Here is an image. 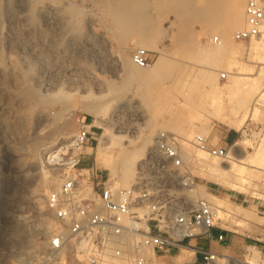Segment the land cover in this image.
Wrapping results in <instances>:
<instances>
[{"label": "rangeland", "instance_id": "obj_1", "mask_svg": "<svg viewBox=\"0 0 264 264\" xmlns=\"http://www.w3.org/2000/svg\"><path fill=\"white\" fill-rule=\"evenodd\" d=\"M29 1L31 19L13 24L24 32L10 40L12 11L6 0H0V68L7 66L10 56L19 63L17 77L0 72V264H85L81 253L67 261L50 254L49 231L56 223L47 209L46 196L78 159L75 167L94 164L110 175L105 167L121 151L137 148L133 140L150 130H154L155 139L162 131L179 139L185 166L196 182L197 192L188 193L191 203L202 197L216 208L214 228L223 231L227 241L211 238L222 246L212 250L219 255L217 262L211 259L206 264H233L224 254L239 264H256L255 252L257 264H264V170L245 165L246 173H240L241 162L229 155L211 156L192 144L197 133L212 140L233 132L228 150L239 139L247 144L245 152L240 145L233 152L252 154L264 132V104L254 100L264 89V74L252 98L244 104L239 99L243 90L238 82L257 76L264 68L251 42L234 38L235 31L246 24L248 0ZM40 1H57L56 12L59 9L64 17L55 15L54 9L55 16L42 12ZM238 5L243 6L241 20L236 14ZM84 40L93 50L105 44L120 59L115 69L113 63L99 62L90 51L85 68L101 76L99 83L92 80L90 70L83 82L70 78L67 64L75 53L74 44ZM139 47L149 50L150 65L161 58L158 68L138 66L132 60L133 50ZM137 68L151 73L150 77H134L132 70ZM222 72L227 73L224 79ZM37 75L41 78L34 77ZM117 103L122 105L118 116L122 123L110 120L109 131L104 133V127L94 123L93 113L85 106L104 108L110 119ZM254 106L259 109L255 117ZM246 109L243 134L229 121L240 118ZM82 121L92 126L91 135L96 137L88 144L91 149L76 143ZM66 133L69 135L64 138ZM227 159L234 164L229 175L208 170L214 161L227 164ZM139 164L140 160L135 164L133 182ZM52 175L59 180L49 185L46 181ZM231 182L244 184L246 193L229 187ZM212 183L217 190L209 187ZM215 202L235 213L224 215ZM181 252L158 255V261L154 258L149 264H191L194 251L177 258Z\"/></svg>", "mask_w": 264, "mask_h": 264}, {"label": "built area", "instance_id": "obj_2", "mask_svg": "<svg viewBox=\"0 0 264 264\" xmlns=\"http://www.w3.org/2000/svg\"><path fill=\"white\" fill-rule=\"evenodd\" d=\"M245 13L246 24L235 31L234 38L251 42L264 34V0H248ZM131 58L139 66L150 65L146 48H135ZM226 77L222 72L221 78ZM91 133L92 126L82 121L77 145H88ZM192 144L211 156L229 155L227 146L214 145L202 133L194 135ZM78 162L46 196L56 223L49 231V251L55 257L67 261L81 253L85 264H149L158 255L188 247L194 249L195 260L202 254L201 264L212 259L215 252L190 240L213 237L216 208L202 197L191 203L188 193L197 192L196 182L174 134H158L128 186L118 185L94 164L75 167ZM216 238L227 241L223 231Z\"/></svg>", "mask_w": 264, "mask_h": 264}, {"label": "bare ground", "instance_id": "obj_3", "mask_svg": "<svg viewBox=\"0 0 264 264\" xmlns=\"http://www.w3.org/2000/svg\"><path fill=\"white\" fill-rule=\"evenodd\" d=\"M16 1H18V2H16ZM16 1L15 0H6L7 8L10 9L12 12H14L16 7H20V9L17 10V12H15V13L11 12V14H10V21L12 22V28H11V31L9 33L10 40L11 39L13 40V38H16V37L22 35L24 32L23 29H19L18 27L15 28L13 26V24L14 25L15 24H22V23L25 24L26 22H28L31 19V15L29 13V10L27 9L28 5L31 4V3H29L30 1L29 0H16ZM56 3H57V1H56ZM56 3L53 1L52 2L40 1L38 6H39V9L42 10V12H44L43 10L50 11L51 14L53 15L57 11L56 10L57 9ZM64 4L65 3L61 4L62 7H64L63 6ZM61 5L59 4V6H61ZM53 9H54V13L52 12ZM237 9L238 10L236 11V14L238 17H240V20H241V18H243V15H244L243 14V12H244L243 6L238 5ZM56 13H57V15H58V13L60 14L59 9H58V12H56ZM56 13H55V15H56ZM55 15H53V16H55ZM47 16H49V15H47ZM59 16L61 18L62 15L60 14ZM63 17L64 16H62V18ZM63 21H65V20H63ZM238 26H239V24H238ZM241 27H239V28H241ZM87 40H84L82 42L74 44L73 51L75 53L70 58L71 60L69 59L70 63L67 64V67H68L67 69L70 72L69 73L71 75L70 78H73V79L77 80L78 82L79 81L83 82L84 80H86L85 75L87 74V71L90 70L89 73H91L93 76L92 80L94 79L95 83H99V82H101V76L98 73L92 71L89 67L85 68V66H86L85 62L89 60V59H85V58H88V56H90V51H93V53L98 57L99 62L108 61L106 63H109V62L113 63L114 65L112 64L111 66H113V67L115 66L116 67L115 69H117V65L118 66L120 65L119 64L120 59L115 54H113V52H111L109 50V48L105 46V44H102L99 47L98 46L95 47L94 48V50H96V52H95ZM223 40L225 41V39H222V41ZM32 42H34V41H32ZM239 42H241V41H239ZM251 46L259 53V56H258L259 61L261 63H264V34L260 38L251 41ZM65 59L63 60L64 64H66V61H67V59H66V61H65ZM111 63H109V64H111ZM160 63H161V58L157 57L155 59L154 63L152 65H148L147 67L151 66L153 68V70H155L156 68H158ZM31 64H32V62H31ZM0 72H1V74L8 73L12 77H14L16 75L18 76V74H19L18 59L15 56H10L9 57V63L7 64L6 67L2 66L0 68ZM132 74L134 77H136L138 79L147 80L150 77L151 73L143 71L140 68H137V69L132 70ZM263 74H264V68H262L260 70V73L257 76L251 77V78H245V79H242L238 82V85L241 88L240 91L243 90L242 93L240 92L241 94L239 97L241 104H244L246 101L251 99L252 98L251 95L255 92V90L260 88V83H261V79L263 77ZM34 77L39 78L40 76L37 75ZM26 95L31 96L32 93L26 92ZM257 96L254 98V100L256 99L255 101H257V103H259L260 105H263L264 104V89L259 90V93L257 94ZM85 108L93 113L94 123L104 127V133H107L109 131L110 124L112 122L117 123V124L122 123V121L118 118V116L120 114L119 111L122 109V105H120V103L116 104L115 108L113 109V111L111 113L110 119L106 118L104 108L99 109L97 107H94L92 104H87L85 106ZM258 111H259V109L256 106H254L253 111H252V116L255 117L258 114ZM114 116H117V117H114ZM247 117H248V113H247V109H246L240 118L237 117L234 120L229 121V125L235 129H237V130L242 131L243 134H245L246 131L243 128V125L245 124ZM117 124H115V125H117ZM200 131L205 133V131H203V130H200ZM66 134H67V136L63 134L64 138H67L69 135V133H66ZM156 140H157V137L155 139L154 130H150L148 133H146L145 136L138 137L135 140H133V142L137 148H134L133 150L121 151L118 154V157L112 161L111 165L109 167H105V169H108L111 172L110 177L112 179H116L118 181V183H120L123 186H128V185L132 184L133 178L135 176V164L137 165L138 161L139 160L141 161L144 158V156L147 154V150L149 151L155 146ZM239 145H240V147H242V150L243 149L245 150V147L247 146L246 142L237 139L235 141V143L233 144V146L231 147V151H229V157L231 159H236L237 161L241 162L242 167L240 169L238 168L237 170L240 173H243V174L246 173L244 170L245 168H243V167H245V165L255 166V167H258V168L264 170V132L261 133L259 142L257 143V146H256L254 153L243 154V152L242 153L233 152L234 151L233 149L235 148V146L237 147ZM87 147L89 149H91V146H87ZM201 151L208 153L205 150H201ZM182 156H183V153H182ZM231 159L226 160L228 162L227 164H223L219 160H216L212 164L208 165L209 166L208 170L213 174L220 175V174L226 173L229 175L234 170V164L231 162ZM138 167H139V165H138ZM21 172H20V174H22ZM50 177H48L46 183L48 182L49 185L57 184V182L59 180L57 178V176H53L51 178ZM247 178H249V177H247ZM227 184L232 189L238 190L240 192L246 193V191H247L244 184H236L235 182H231V183H227ZM44 188L45 187L43 186V189ZM37 190L41 191L42 188L38 187ZM44 190H46V189H44ZM190 199H192V198H190ZM216 205L219 208V210L224 213V215H225V213H230V212L235 213L234 211H231V210L223 207L222 205H220L218 203H216ZM240 208L243 209L245 212L250 211L246 206H240ZM242 217L245 219L247 218L245 216H242ZM192 250L194 251V249H192ZM192 250H190V251L192 252ZM50 254H52V253H50ZM224 255H226V259L228 261H230L231 263L239 264L238 263L239 261H237V259H235L233 256H230L227 254H224ZM218 257H219V255L217 253H214V255L212 257V260H214L213 262L216 263ZM156 258L157 257H155L154 260H157ZM234 260H236V262ZM253 261L256 264L258 263L257 252H255V255L253 256Z\"/></svg>", "mask_w": 264, "mask_h": 264}, {"label": "crops", "instance_id": "obj_4", "mask_svg": "<svg viewBox=\"0 0 264 264\" xmlns=\"http://www.w3.org/2000/svg\"><path fill=\"white\" fill-rule=\"evenodd\" d=\"M213 3H221V2H225L227 3L229 0H211ZM155 51V50H154ZM92 138H94L93 136H90L89 140H91ZM234 140V133L233 132H226L224 134H222L219 138H213L211 141L214 145H221V146H227L229 143H231L232 141ZM87 146H90V145H87ZM211 185V186H210ZM209 187L211 189H214V190H217V186L215 183H212L210 184ZM221 231L216 229V228H213L212 229V233H213V237H217V235L220 233ZM217 239V238H216ZM219 241V240H218ZM190 243H196L198 245L199 248H202V249H211L213 251L217 250L220 248V246H222L219 242L216 244L214 242L213 239H209L207 237H201L199 239H191L190 240ZM192 250L191 248H188V247H183V249H178V248H175L172 252H180L182 251L178 256L177 258L180 256V255H183V256H187L188 252L191 253L190 250ZM193 251V250H192ZM195 253V252H194ZM193 257V261L195 259V254L192 253L191 255ZM197 259L192 263V264H201V261L203 259V256L201 253H198L197 255ZM158 260V259H157Z\"/></svg>", "mask_w": 264, "mask_h": 264}]
</instances>
